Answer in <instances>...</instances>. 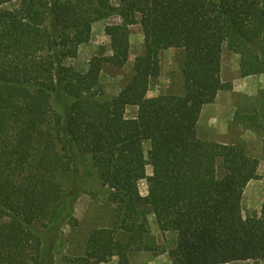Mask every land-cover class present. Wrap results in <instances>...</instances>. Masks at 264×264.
I'll list each match as a JSON object with an SVG mask.
<instances>
[{
  "label": "trees",
  "instance_id": "16d2710c",
  "mask_svg": "<svg viewBox=\"0 0 264 264\" xmlns=\"http://www.w3.org/2000/svg\"><path fill=\"white\" fill-rule=\"evenodd\" d=\"M112 17L120 24L105 28L111 55L92 58L84 71L66 65L92 25ZM134 25L144 54L128 84L107 96L101 69L126 65ZM223 47L239 56L242 78L264 75V0H0V264H52L53 233L75 222L77 191L64 190L63 179L87 161L125 232L148 207L176 234L171 264L264 262V202L258 215L241 211L244 189L259 180L258 160L242 144L196 133L201 109L231 89L220 80ZM168 49L184 53L182 95L147 99ZM129 107L137 108L133 119ZM233 121L264 130L254 113L237 110ZM84 253L71 264L113 256L128 264L111 231L90 235Z\"/></svg>",
  "mask_w": 264,
  "mask_h": 264
},
{
  "label": "rangeland",
  "instance_id": "374dc122",
  "mask_svg": "<svg viewBox=\"0 0 264 264\" xmlns=\"http://www.w3.org/2000/svg\"><path fill=\"white\" fill-rule=\"evenodd\" d=\"M120 24L116 17L100 20L92 25L88 43L79 48L76 59L67 60L66 65L77 71H84L94 57L111 55L110 39L105 28ZM129 57L125 66L116 68L104 65L99 76L100 89L110 97H116L133 76L134 63L144 54V37L139 25L128 27ZM238 55L223 47L220 59V80L230 84L231 89L221 91L215 100L201 109L196 125L197 137L206 142L226 145L242 144L249 156L258 160L259 180L251 181L243 191L241 211L244 218L258 215L264 202V130L249 123L237 124L234 113L255 114L258 122L264 126V75L242 78L239 71ZM160 74L152 81L147 99L160 95L181 96L183 89L182 69L184 53L178 49H168L159 53ZM52 104H58V98H52ZM137 108L125 110V117H136ZM149 143H143L145 159L148 161ZM72 172L63 179L66 191H77L73 206L72 226L64 225L53 233L56 238L52 264H71L76 257L84 256L85 246L90 235L98 231H111L120 256L128 264H171L169 253L174 249L176 234L163 231L148 207L140 210L136 219L137 227L131 233L122 229V222L116 216L115 207L107 200V193L101 187L96 171L89 161L78 163ZM218 175L223 174L222 161H217ZM147 176L152 175L149 165ZM142 197L147 195V182L139 183ZM120 257L113 256L105 263L119 264ZM230 264H264L262 261L234 262Z\"/></svg>",
  "mask_w": 264,
  "mask_h": 264
}]
</instances>
